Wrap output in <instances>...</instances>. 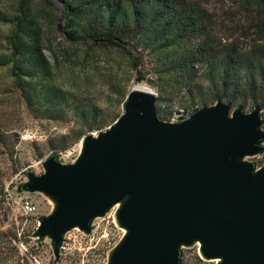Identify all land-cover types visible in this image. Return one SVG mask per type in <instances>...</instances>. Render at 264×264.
<instances>
[{
  "label": "water",
  "instance_id": "water-1",
  "mask_svg": "<svg viewBox=\"0 0 264 264\" xmlns=\"http://www.w3.org/2000/svg\"><path fill=\"white\" fill-rule=\"evenodd\" d=\"M155 104L154 92L131 87L123 113L83 138L74 163L53 155L29 175L24 190L54 204L35 234L51 238L57 258L66 232H90L119 205L125 234L108 264H181V247L193 244L215 264H264V167L241 161L264 153L259 107L245 114L217 101L165 123Z\"/></svg>",
  "mask_w": 264,
  "mask_h": 264
},
{
  "label": "rangeland",
  "instance_id": "rangeland-1",
  "mask_svg": "<svg viewBox=\"0 0 264 264\" xmlns=\"http://www.w3.org/2000/svg\"><path fill=\"white\" fill-rule=\"evenodd\" d=\"M51 1L50 4L47 0L31 3L40 28L43 53L50 64L49 81L65 91L76 105L96 106L97 121L103 126L88 129V123L69 109L61 121L31 112L13 88L10 65L0 67V127L8 136L6 143L0 144V264H108L109 254L125 234L116 219L119 205L95 217L90 232L77 227L66 232L56 258L51 238L35 234L40 219L51 214L54 204L43 193H29L23 186L29 182L30 174L37 176L43 172V163L50 156H56L62 165L74 163L80 155L83 138L105 131L123 113L122 104L131 87L144 86L157 98L160 81L152 72L154 59L140 48L128 44L126 50L131 53L128 55L117 47H94L83 41H70L62 29L65 24L62 5ZM194 1L207 7L216 22L214 33L224 41L247 49L256 38L250 30L251 11L238 0ZM19 2L0 0V52L6 54L4 40L11 31L9 21L16 14ZM135 61L139 62L136 66ZM136 73L143 78L141 82L135 80ZM197 82L198 86H206L202 78ZM196 90L197 87H192L189 92L166 98L161 103V121L168 123L175 116L190 117L201 108L216 104L206 97V106H202ZM237 107L231 105V112ZM253 110L251 104L242 107L245 114ZM260 119L264 122V109L260 111ZM62 145L69 148L61 151ZM261 145L264 147V142ZM241 161L252 163L256 169L264 167V153ZM26 200L35 206V212L27 219L20 207ZM199 246L181 247L180 263L215 264L203 258Z\"/></svg>",
  "mask_w": 264,
  "mask_h": 264
},
{
  "label": "trees",
  "instance_id": "trees-1",
  "mask_svg": "<svg viewBox=\"0 0 264 264\" xmlns=\"http://www.w3.org/2000/svg\"><path fill=\"white\" fill-rule=\"evenodd\" d=\"M32 1L20 0L9 21L11 31L4 40L8 54L0 52V67L10 65L13 88L31 112L61 121L69 109L88 123V129L102 127V122L97 121L96 106L76 105L65 91L49 81L50 64L43 53ZM56 1L62 5V29L70 41L117 47L128 55L131 53L126 46L131 44L152 56V72L160 81L155 104L160 121L161 103L176 93L191 91L192 87H197L196 97L202 106H206L204 99L209 97L215 102L226 100L233 107L251 104L260 111L264 109V0H238L251 11L250 30L256 36L247 49L215 35V19L198 1ZM201 78L205 87L198 86ZM142 79L135 78L137 82ZM5 135L0 127L2 145L8 137ZM68 148L62 145L60 150Z\"/></svg>",
  "mask_w": 264,
  "mask_h": 264
},
{
  "label": "built area",
  "instance_id": "built-area-1",
  "mask_svg": "<svg viewBox=\"0 0 264 264\" xmlns=\"http://www.w3.org/2000/svg\"><path fill=\"white\" fill-rule=\"evenodd\" d=\"M187 118L188 116H175L172 119H170L168 123H178ZM20 207H21L22 214L26 216V219H27V216H30L35 212V206L30 201H27V200L22 201V203L20 204Z\"/></svg>",
  "mask_w": 264,
  "mask_h": 264
},
{
  "label": "bare ground",
  "instance_id": "bare-ground-1",
  "mask_svg": "<svg viewBox=\"0 0 264 264\" xmlns=\"http://www.w3.org/2000/svg\"><path fill=\"white\" fill-rule=\"evenodd\" d=\"M135 88H137V89H140V90H144V91H148V89L146 88V87H144V86H140V85H135L134 86ZM81 149V148H80ZM116 206V205H115ZM125 232V231H124ZM200 245V244H199ZM214 262H219L220 260L219 259H214L213 260Z\"/></svg>",
  "mask_w": 264,
  "mask_h": 264
}]
</instances>
